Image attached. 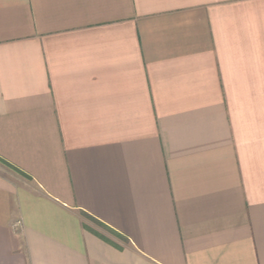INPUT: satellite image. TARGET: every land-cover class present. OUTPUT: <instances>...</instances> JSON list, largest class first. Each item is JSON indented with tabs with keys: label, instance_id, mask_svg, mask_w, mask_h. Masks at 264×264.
<instances>
[{
	"label": "crops",
	"instance_id": "obj_1",
	"mask_svg": "<svg viewBox=\"0 0 264 264\" xmlns=\"http://www.w3.org/2000/svg\"><path fill=\"white\" fill-rule=\"evenodd\" d=\"M0 264H264V0H0Z\"/></svg>",
	"mask_w": 264,
	"mask_h": 264
},
{
	"label": "trees",
	"instance_id": "obj_2",
	"mask_svg": "<svg viewBox=\"0 0 264 264\" xmlns=\"http://www.w3.org/2000/svg\"><path fill=\"white\" fill-rule=\"evenodd\" d=\"M0 161H1L2 163H4L5 165H7V166H9V167H11L12 169L15 170V168H13L12 166H10L9 164H7L6 162H4L3 160L0 159Z\"/></svg>",
	"mask_w": 264,
	"mask_h": 264
}]
</instances>
